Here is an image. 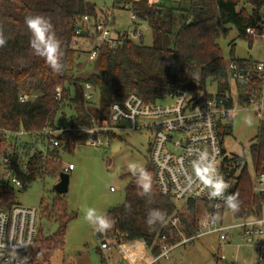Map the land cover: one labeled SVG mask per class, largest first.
I'll use <instances>...</instances> for the list:
<instances>
[{
  "label": "trees",
  "instance_id": "16d2710c",
  "mask_svg": "<svg viewBox=\"0 0 264 264\" xmlns=\"http://www.w3.org/2000/svg\"><path fill=\"white\" fill-rule=\"evenodd\" d=\"M189 1L185 16H174L158 0H141L133 6L136 24L145 23L149 27L152 44L145 45L141 38L116 48L102 45L96 58L90 60L87 46L73 47L80 21L87 15L92 23H114L95 4L86 0H0V25L7 38L6 46L0 48V158L11 156L4 172H10L23 185L46 178L58 180L65 169L62 155L74 152L80 143L87 142V133L79 128L110 126L111 105L123 101L129 93L155 103L175 94L181 85L195 95L201 94L203 99L211 96L206 94L211 85H216L218 93L228 91L227 62L219 40L235 29L240 38L251 41L253 37L247 30L261 21L262 4H245L240 0ZM122 2L113 0V5ZM33 15L48 17L62 42L60 73L54 72L29 47L31 34L25 18ZM82 37L89 38L88 33ZM91 42L88 39L84 43ZM86 84L98 94L97 107L84 97ZM24 95L28 99L22 102L20 98ZM65 109L72 112L70 124L60 128L56 114ZM224 129L230 130L231 125L227 124ZM21 131L25 136H8ZM108 137L115 138V133H109ZM250 153L256 170L260 171L264 165V121ZM245 161L244 156L226 157L225 181L230 185L226 195L236 194L239 201V211L234 213L246 217L255 214L254 207L260 208L264 197L254 195L252 175ZM145 170L151 179L152 191L142 197L137 182L146 181L141 173L132 178L126 186L124 202L104 214L112 220L111 229L102 234L96 231V234L101 243L106 242L112 248L142 241L149 255L158 258L164 246H175L181 241L171 224L173 218H179L187 237L198 233V202L188 201L179 206L160 195L154 186L151 164ZM15 198L14 186L2 175L0 207L10 209L17 204ZM225 208L232 211L226 205ZM150 209L162 211L164 222L149 227L146 218ZM42 214L58 228L45 236L39 225L31 256L33 261L49 263L52 256L64 250L66 226L73 215L67 214L66 203L61 198L45 205ZM101 251L99 247L98 252L105 261Z\"/></svg>",
  "mask_w": 264,
  "mask_h": 264
},
{
  "label": "built area",
  "instance_id": "2783aa9c",
  "mask_svg": "<svg viewBox=\"0 0 264 264\" xmlns=\"http://www.w3.org/2000/svg\"><path fill=\"white\" fill-rule=\"evenodd\" d=\"M240 1L245 4L252 2L262 4L261 21L247 32L253 38H264V0ZM139 2L141 0H127L124 5V8L131 11L132 25H139L136 24L137 17L133 9ZM75 33L74 48L83 49L86 47L84 42L88 39L92 41L87 46L90 60L96 58L102 45L116 48L143 37L139 28L117 32L111 24L104 21L92 23L87 15L80 21ZM87 33L89 38H80ZM227 72L228 80L231 79L235 84L234 88L233 83L230 84V89L224 93L210 94V97L203 99L202 95H195L186 86L181 85L175 94L155 103L147 102L135 93H129L123 101L111 105L110 126L94 125L91 128L79 129L87 133V142L97 148L109 145L108 134L117 130L136 131L143 128L150 130L153 134L149 144L150 164L158 193L172 199L179 206L188 201L209 206V215L200 220L195 236L185 235L180 227L179 218L171 220L176 233L182 238L175 246L183 245L208 233H218L223 242L221 246H232V234L237 228L241 245L255 249L259 260L263 261L264 202L260 208L254 207L255 214L245 217L227 210L223 196L221 199L210 196L211 186L217 176H222L225 180V159L228 156L224 151L220 130L230 124L231 117L238 109L252 108L264 121V59L255 61L233 58L227 63ZM84 89L86 101H94L96 93L92 86L86 84ZM20 99L25 102L28 96H21ZM12 135L25 136V133L21 131L8 134ZM51 144H54V140H51ZM10 158V154L2 158L6 167L10 163ZM73 169L74 166L70 164L65 167L64 172ZM4 178L10 180L11 185L15 187H23V184L11 177L8 171L5 172ZM111 190L113 191V188ZM252 191L257 197H264V165L260 171L255 168ZM223 195L226 196V192ZM227 213L239 222L236 225L225 224ZM39 216L38 209L23 208L19 204L10 209L0 207V264H49L33 261L31 256V249L38 233ZM122 245L118 247L123 253H126V250H131L132 254L134 250L139 251L136 245L126 249H123ZM175 246H164L159 257L166 256ZM101 248L112 249L106 242L101 243ZM220 259L224 261L227 257L220 254Z\"/></svg>",
  "mask_w": 264,
  "mask_h": 264
},
{
  "label": "rangeland",
  "instance_id": "374dc122",
  "mask_svg": "<svg viewBox=\"0 0 264 264\" xmlns=\"http://www.w3.org/2000/svg\"><path fill=\"white\" fill-rule=\"evenodd\" d=\"M86 1L95 4L98 10L106 12L107 16L113 18L112 28L115 31L124 32L130 28H139L143 34V43L148 46L152 44V34L145 23L131 24V11L124 8L127 0H123L118 6L113 5V0ZM158 1L164 5L165 9L173 11L174 16H185L190 7L189 0ZM219 45L227 63L233 58L255 61L264 59L263 37H256L249 41L240 38L237 31L232 29L228 36L220 38ZM85 46H88V43ZM228 83L230 85L233 81L229 79ZM218 91L216 85H211L206 94H215ZM98 101L96 93L93 101L95 107L98 106ZM67 110L58 111L56 114L57 126L60 128L70 124L72 112ZM248 118H251V124L246 123ZM262 121L252 108L238 109L230 119L231 129L220 130L226 156H244L247 169L252 176L255 173V166L250 146L255 142ZM56 134L58 132H53V135ZM152 138V132L145 128L136 131L117 130L115 138L109 139L107 146L97 148L84 142L80 143L74 152L64 153L62 155L64 166L68 167L72 164L75 168L67 173L69 187L65 194H57L54 191L58 180L52 178L23 185L22 188L14 186L17 204L23 208L39 210V225L42 226L45 236L54 233L58 228L57 224L43 216L42 210L45 205H52L61 198L66 203L67 214L73 215V219L66 226L64 250L52 256L49 264H123L115 248L101 251L105 258L103 261V257L98 252L101 240L97 237L94 226L85 219V212L93 208L96 215H104L109 208L124 202L128 182L141 173V168L146 169L150 165L149 144ZM130 165H135V174L129 170ZM4 170L5 164L0 158V177L5 174ZM10 183L12 184L11 181ZM208 210V205L198 202L196 210L198 223L208 217ZM238 222L236 218L226 214L225 224L236 225ZM176 235L180 237L177 233ZM232 241V246H221L223 242L219 234L208 233L183 245L175 246L166 256L157 259L151 258L142 246L139 251L134 250V254L131 253L132 257L129 258L132 262L134 260L135 264H264V260H259L255 249L241 245L237 228L232 234ZM220 254H224L227 259L221 260Z\"/></svg>",
  "mask_w": 264,
  "mask_h": 264
},
{
  "label": "clouds",
  "instance_id": "9594fccd",
  "mask_svg": "<svg viewBox=\"0 0 264 264\" xmlns=\"http://www.w3.org/2000/svg\"><path fill=\"white\" fill-rule=\"evenodd\" d=\"M25 25L31 34L29 47L32 49L33 54L44 59L45 63L54 72L60 73L63 69L62 42L57 36L51 20L43 15H33L25 18ZM6 44L7 38L4 35L3 26L0 25V48L5 47ZM246 123L251 124V118H248ZM129 170L135 174V165H130ZM141 175L146 182H137V186L141 190L139 194L145 197L152 191V182L144 168H141ZM229 187L230 185L223 177L218 175L211 186L210 196L220 199L223 196L225 205L233 212H237L239 211V201L236 194L223 195ZM85 219L94 226L96 231L101 233L110 230L112 227L111 218L107 215H96L95 209L93 208L86 210ZM164 220L165 214L162 211L155 209L148 211L146 223L149 227H153L157 223H163Z\"/></svg>",
  "mask_w": 264,
  "mask_h": 264
},
{
  "label": "crops",
  "instance_id": "0c3cea01",
  "mask_svg": "<svg viewBox=\"0 0 264 264\" xmlns=\"http://www.w3.org/2000/svg\"><path fill=\"white\" fill-rule=\"evenodd\" d=\"M102 11V10H101ZM75 169V168H74ZM73 169V170H74ZM72 170V171H73ZM72 171H69V172H72ZM69 172H67V173H69ZM132 245H136L137 246V248H140L141 246L144 248V250L145 251H147L146 250V248H145V244H144V242H142V241H137V242H135V243H126V244H123L122 245V248L123 249H126V248H128L129 246H132ZM119 246V245H118ZM116 247L115 249H116V252H117V254L122 258L121 260H122V262L123 263H125V264H127V262H128V264H135V262H134V260H133V262H132V260L130 259L131 257H132V255H131V250H126V253H123V251L119 248V247ZM130 257V258H129ZM130 259V260H129Z\"/></svg>",
  "mask_w": 264,
  "mask_h": 264
},
{
  "label": "water",
  "instance_id": "95a60500",
  "mask_svg": "<svg viewBox=\"0 0 264 264\" xmlns=\"http://www.w3.org/2000/svg\"><path fill=\"white\" fill-rule=\"evenodd\" d=\"M69 187V175L67 172H62L59 176L57 183L54 186V190L57 194H65Z\"/></svg>",
  "mask_w": 264,
  "mask_h": 264
}]
</instances>
